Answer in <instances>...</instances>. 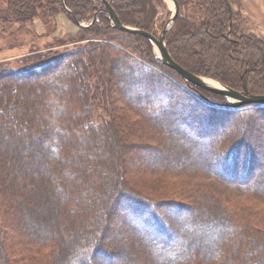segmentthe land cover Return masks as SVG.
Returning <instances> with one entry per match:
<instances>
[{
    "label": "trees",
    "instance_id": "trees-1",
    "mask_svg": "<svg viewBox=\"0 0 264 264\" xmlns=\"http://www.w3.org/2000/svg\"><path fill=\"white\" fill-rule=\"evenodd\" d=\"M177 1L188 13L165 36L173 60L238 91L247 65L264 95V40L240 33V1ZM109 2L123 25L155 33L163 0ZM98 12L47 53L33 44L17 65L0 63V264H264V134L249 127L264 130L263 106L229 109L187 84L93 0H0V40L34 43L35 20ZM172 137L182 154L161 158ZM141 161L150 166L126 168ZM41 198L54 223L29 209Z\"/></svg>",
    "mask_w": 264,
    "mask_h": 264
},
{
    "label": "rangeland",
    "instance_id": "rangeland-1",
    "mask_svg": "<svg viewBox=\"0 0 264 264\" xmlns=\"http://www.w3.org/2000/svg\"><path fill=\"white\" fill-rule=\"evenodd\" d=\"M2 1L5 2L6 0H2ZM177 3H178V1H177ZM93 4H94V6H97V7L101 8V9H104V5H103V3L100 0H93ZM101 5H102V7H101ZM178 5H179V3H178ZM240 5H241V3H240ZM192 8H194V7L189 5L188 9L190 11H193ZM241 11H242V9H241ZM185 12L188 13L187 11H185V9L183 7H181L179 5V14H178V16L180 14L183 15ZM174 13H175V6H174V3L172 2V0H163V7H160L159 14H158V16L156 18V23H157L156 24V29L158 31H156V29H155V33L154 34L150 33V34H152L154 37H158L168 24H169L168 28H169V30H171V28L173 27L174 24L173 23H169V22H170V20H171V18H172ZM242 20H243V24L241 26V30L242 31L240 33H243V34L248 35V36H252V35L256 36L255 34L249 32L250 31L249 30L250 26L248 25V22L245 19V16H244V19H242ZM99 21H100L99 12L94 14V15H92V14L89 15L88 14L87 18L84 21H82V22L79 21L80 24H77V23H74L73 21H71L68 18V16L66 14H64V13H61L56 18L55 24L52 23L48 27L45 26L40 20H35L34 30H35V33L37 34V37H36L37 41H35L36 39H33L34 43H32L30 39H27V41H25L24 44H22L21 46L19 44L15 48H12V47L5 46V43L0 40V63H4V62H9L10 61V62H12L13 65H17V62H18L19 59L28 57L29 55H33V54H31L32 53L31 48H32L33 44H35L36 47L39 48V52H37L36 54L47 53L48 50H50L47 47V45H49L52 42V39H54V38L55 39H57V38L66 39L68 36H73V35H76V34L80 33V31L82 29L94 26L95 23H98ZM161 28H162V31H160ZM231 29H232V27H230L229 32L226 34L227 37H229V38H230V34H231ZM258 38H260V37H258ZM260 39H262V38H260ZM10 40L11 39H9L8 42H10ZM262 40H264V39H262ZM86 42L87 41L81 42L79 45L83 46V45L86 44ZM11 43L15 44L13 40L11 41ZM72 46H74V45H70L69 48H71ZM61 49H63V48L61 47ZM154 53L156 54L155 48H154ZM188 56L191 58V61H192L193 64H195V63L197 64V58L199 57L198 52L189 54ZM202 58H204V61H208L209 62V60L206 59V56L203 53H202ZM227 67L231 69L230 65H228ZM210 69H211L210 72H212V73L218 70L216 68H213V66H211V65H210ZM248 71H249V67L247 65H245V72H244L243 77H242L244 79V89L241 90V91H238V90H234V91L239 92L242 95H245L248 92L251 95L257 96V94H256L257 92H255V89H252L254 87H251V86L249 87V85H248L249 83H247V81L245 80L246 79V75L245 74ZM62 72L64 73L65 71H62ZM122 72H128L126 67H122L121 66V69L119 71H116L117 75L122 73ZM230 74H232V73H230ZM250 75L252 76L253 73H251ZM255 76H257V75H255ZM201 77H204L206 79L212 80V81L217 82V83H220L219 81H217V80H215L213 78L207 77V76H201ZM221 85L225 86L224 84H221ZM225 87H227V86H225ZM227 88L232 89L231 87H227ZM204 91H206V90H204ZM206 92H209V91H206ZM210 93H212V92H210ZM178 94H179V92H178ZM178 94H176V96H179ZM138 95L139 94H137V96ZM218 95H220V94H218ZM221 96H223V95H221ZM223 97H225V96H223ZM227 102H228V99H227ZM250 107L251 106L246 107V108H242L240 110H248ZM242 116H243V114H242ZM251 123H253L254 126L251 125ZM251 123L249 125L250 130H251V127L254 128L256 130V133H257L258 137L261 138V135L264 134L263 128L261 126H258L257 121L255 119L251 120ZM17 125H19V124H17ZM262 126L264 127V125H262ZM227 128H230V126L227 127ZM22 129H24V128H22ZM26 129H27L28 132L31 131V130L33 131V129H31V128L30 129L26 128ZM26 129H24V130H26ZM5 131H9V129H5ZM251 135H252V132H251ZM10 138H14V134L13 133L10 134ZM162 139H165V138L163 137ZM172 139H173V141H171V147H169V152L163 153L161 155V158L167 159V158L172 157V156H174L176 154L177 155H179L180 153L182 154V150L184 148L181 146V144L182 143L184 144V142L179 140V139H176L174 137H172ZM250 140H251L250 143H252L254 147L256 146L255 149L258 148L257 149V154L258 155L261 154V150L260 149L262 148L261 147L262 144H258L259 145L258 146L257 143L255 142L256 141L255 137H251ZM151 144H153L155 146H158V144L156 142L155 143H151ZM258 151L260 153H258ZM126 166H127L126 168H128V170H133V168H135L137 166H139V167L148 166L149 167L150 163L146 162V161H143V162L141 161V162H138L137 164L136 163H133V164L132 163H128ZM44 201L45 200L43 198H41L40 201L34 199L33 204L32 203L28 204L29 209H31V211H34V213L38 214V216H40V217H41V214H42L43 215V221L45 223H54V221H56V217H57L55 211H52L50 209H47V211H44V213H40L38 211L39 209L37 208V206L42 205V204L45 206ZM4 202H6V198H3V201H1L2 204ZM198 234H201V233H198ZM10 239H11L12 242L17 244V240L19 239V237H18V235H14L13 234ZM5 243H7V242H5ZM262 262H264V257H263ZM101 263L102 262H98L97 264H101ZM115 264H123V263L122 262H117V263L115 262Z\"/></svg>",
    "mask_w": 264,
    "mask_h": 264
},
{
    "label": "water",
    "instance_id": "water-1",
    "mask_svg": "<svg viewBox=\"0 0 264 264\" xmlns=\"http://www.w3.org/2000/svg\"><path fill=\"white\" fill-rule=\"evenodd\" d=\"M105 11L109 17L110 25L120 31H124L130 34L140 35L148 39L155 48L157 58L161 59L162 63L175 71L183 80L189 85L195 86L199 89L206 90L212 93L220 94L225 96L228 99V102L225 104V107L233 110H240L249 106H263L264 107V95L254 96L248 92L245 95H242L239 92H236L230 88H227L220 83L214 82L212 80L206 79L204 77L198 76L181 67L176 63L167 50V43L165 41V36L169 30V24L164 28L162 33L158 37H154L152 34L138 30L132 27L125 26L121 23L118 15L111 6L108 0H100ZM175 6V13L173 14L169 23H175L176 18L179 14V5L176 0H172ZM77 24H80L76 20Z\"/></svg>",
    "mask_w": 264,
    "mask_h": 264
},
{
    "label": "crops",
    "instance_id": "crops-1",
    "mask_svg": "<svg viewBox=\"0 0 264 264\" xmlns=\"http://www.w3.org/2000/svg\"><path fill=\"white\" fill-rule=\"evenodd\" d=\"M251 33L264 39V0H239Z\"/></svg>",
    "mask_w": 264,
    "mask_h": 264
}]
</instances>
